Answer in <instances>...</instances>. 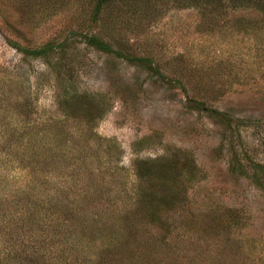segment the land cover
I'll return each instance as SVG.
<instances>
[{
	"label": "rangeland",
	"instance_id": "obj_1",
	"mask_svg": "<svg viewBox=\"0 0 264 264\" xmlns=\"http://www.w3.org/2000/svg\"><path fill=\"white\" fill-rule=\"evenodd\" d=\"M4 6L5 19L20 31H6L0 16V129L18 122L8 112L14 106L26 111L22 115L29 114L31 125L42 132L41 123L50 127L66 118L59 109L63 91L56 74L43 60H32L12 47L10 39L31 48L52 39L59 43L68 40L64 87L69 92L102 96L108 107L92 130L83 126L85 135L74 132V119L64 123L67 132L59 130L53 135L63 143L67 161L58 158L56 164L47 158L52 168L45 173V187H35L37 195L49 197L76 216L77 225L72 219L66 222V237L81 244L83 263L71 264H99L103 254L107 260L102 264H264V182L259 186L232 173L231 153L232 148L244 150L248 157L244 160L242 156L244 165L252 160L264 165V27L259 28L260 11L228 9L215 15V26L211 15L202 16L196 8H178L150 29L154 38L150 50L160 57L185 55L195 68L234 61L237 74L223 72L212 88L218 96L225 94L211 97L206 109L198 111L191 108L192 92L170 82L165 66L164 75H152L136 63L87 47L81 37L65 39L68 11L23 27L14 8ZM238 19L246 21L250 33H238L242 28H234ZM69 75L72 81L67 80ZM21 94L29 101L21 102ZM22 123L4 134L19 138ZM42 134L33 135L34 146L46 148L50 136ZM185 154L197 164L200 179L180 190L174 182L157 183L154 194L160 200L155 206L159 221L149 222L148 214L154 210L152 205L139 204V188L147 183L139 177L136 163L178 168ZM3 180L8 182L2 188ZM0 185V194L13 197L18 188L32 193L36 181L29 170L2 161ZM36 197L25 200V207H33ZM81 221L83 232H77L75 226ZM8 236V231H0V246ZM46 251L43 258L53 255V249Z\"/></svg>",
	"mask_w": 264,
	"mask_h": 264
},
{
	"label": "trees",
	"instance_id": "obj_2",
	"mask_svg": "<svg viewBox=\"0 0 264 264\" xmlns=\"http://www.w3.org/2000/svg\"><path fill=\"white\" fill-rule=\"evenodd\" d=\"M4 5H10L14 8L19 15L18 22H22L23 27L25 25L32 27L40 21L45 22L51 19L61 11H68L69 21L65 39L72 36L81 37L87 47L130 63H136L152 75L155 73L164 75L162 67L165 66V70L170 74V77H168L170 82L178 84L186 92H189V90L192 92L194 96L193 99H190L191 108L198 111L206 109L208 100H211V97L214 99L222 96L223 93L218 96L212 88L216 87V78H220L224 73L237 74V68L233 64L234 61H214L208 68L202 65L195 68L193 64L191 65L189 61L185 60V55L172 56L171 59L160 57L159 53L155 55L150 50L151 40L154 39L149 33L150 29L160 19H163L169 11L187 7L198 9L202 16L211 15L215 26H218L215 15L219 12H226L228 9L239 10L244 7L254 8L260 11L263 16L259 28L263 29L264 27V0H3L0 4V16L5 20L3 23L4 29L10 33H18L20 30L17 29L19 26L5 19ZM224 20L229 24L228 19ZM240 20L238 19L235 22L234 28L238 31L242 26L238 33H250V27L247 26L246 21ZM242 21L244 25H242ZM58 41L59 39H52L42 46L31 48L22 47L14 40H9L12 47L32 60H43L47 68L56 74L58 85L63 91L60 94L63 97L59 101V109L66 118L64 121L62 119L58 122H52L50 127L41 123L43 132L50 136V143L48 147L44 148L36 144L34 146L37 141L33 138V135L38 136L43 132L39 127L31 125L29 114L23 116L21 112L26 111L20 110L21 107L19 106H14L15 109L8 111L13 121L18 122H12L13 124L11 123V125H6L4 129H0V165L2 161L9 165L13 162L17 163L21 168L29 170L36 181V186L32 187V193L26 194L24 190L21 189L22 192L18 188L15 190L18 193L16 196L11 197L5 192L0 194V231H8L9 235L8 238L2 241L0 246V264H71L72 262L77 263V260L83 263L82 254L84 251L79 248L81 244L75 240L71 242V239L66 237V231L69 230L66 222L72 219L76 223L75 214L73 212L67 213L60 203H52V199L49 197L44 198L37 195L35 187H45L47 180L45 173L50 172L52 168L46 162L47 158L52 159L53 162L56 160V164L60 162L57 161L58 158L63 163L67 161L63 143L59 144L55 137L53 138V135L59 130L66 131L64 123L68 124L72 119L75 120L73 124V127L75 126L74 132L85 135V132L82 131L83 126H88L89 130H92L96 122L107 112L108 107L105 105L102 96L92 95L91 93L80 94L74 90L69 92V88L64 87L66 81H63L64 76L62 73L68 64L65 56V51L68 49V40L63 43ZM141 51L144 53L143 56L138 55ZM156 56L159 57L158 60H156ZM209 71L210 73H206ZM69 77L67 80L73 78L72 75H69ZM190 80L194 82H189ZM223 87L226 88L225 84ZM20 97L21 102L29 101V97L24 94H21ZM19 116L21 119H19ZM19 122H23L22 136L19 138L17 136L7 137L4 133L18 128L16 124ZM53 126L55 128L59 127L55 129L52 128ZM27 135L29 138L25 141ZM20 149L24 150L21 152ZM231 153L234 155L232 173L251 179L255 184L262 186L264 182V165L253 160L248 161V165H244L242 156L245 157L244 160H248L244 150L239 151L237 148H232ZM13 155L19 158H14ZM185 156L178 168H167L160 162H156V164H161L160 167L163 166V168H157L155 164L151 167L144 165L142 162L136 163L139 177L147 183L146 187L139 188V204L152 205L154 210L153 213L148 214L150 217V219L148 218L149 222L159 221L158 209L155 206L156 202L160 200L156 199L154 194L157 183L174 182L180 190L187 184L200 179L197 174V164L187 154ZM41 158L45 160H43L44 163H42ZM40 166H42V171H37ZM7 182V180H3L2 188ZM23 194H25L24 197ZM30 194L37 197L33 201V207H25L24 201L30 202ZM83 194L81 192L78 198L81 199ZM83 224L81 221L80 225L75 226L77 227L75 230L77 232L82 231L79 228H83ZM50 248L53 249V255L49 258H46L47 256L43 258L47 255L48 251L46 249L49 250ZM106 260L103 254L99 261L102 264Z\"/></svg>",
	"mask_w": 264,
	"mask_h": 264
}]
</instances>
